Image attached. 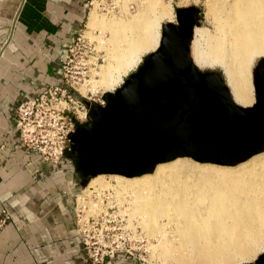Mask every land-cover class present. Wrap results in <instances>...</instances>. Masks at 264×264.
<instances>
[{
    "label": "bare ground",
    "instance_id": "6f19581e",
    "mask_svg": "<svg viewBox=\"0 0 264 264\" xmlns=\"http://www.w3.org/2000/svg\"><path fill=\"white\" fill-rule=\"evenodd\" d=\"M207 1L213 31L197 32L196 59L218 63L235 99L248 105L250 62L254 55H264V0ZM96 2L93 0L89 9ZM135 2L137 8L132 13L124 8V18L103 20L94 8L90 11L89 29L101 23V28L109 31L96 46L105 51V63L97 71L108 84L105 90L121 80L140 53L151 49L155 24L167 12L166 8L158 11L154 0ZM179 157L184 156L157 162L150 172L111 176L120 189L134 195L130 209L139 211V224L153 235L154 224L164 218L169 232L162 237L163 248L180 252V264L252 260L264 248V149L235 164Z\"/></svg>",
    "mask_w": 264,
    "mask_h": 264
},
{
    "label": "water",
    "instance_id": "95a60500",
    "mask_svg": "<svg viewBox=\"0 0 264 264\" xmlns=\"http://www.w3.org/2000/svg\"><path fill=\"white\" fill-rule=\"evenodd\" d=\"M198 11L175 6V20L160 24L157 45L102 91V104L81 97L82 121L66 112L72 130L63 156L81 186L97 173L138 175L177 156L235 164L264 149V55L251 69L253 101L236 103L221 73L192 59ZM240 264H264V251Z\"/></svg>",
    "mask_w": 264,
    "mask_h": 264
},
{
    "label": "crops",
    "instance_id": "0c3cea01",
    "mask_svg": "<svg viewBox=\"0 0 264 264\" xmlns=\"http://www.w3.org/2000/svg\"><path fill=\"white\" fill-rule=\"evenodd\" d=\"M87 0H0V264H90L74 216L81 183L70 163L42 159L20 143L17 102L57 81L65 45ZM122 80V79H121ZM107 264H136L116 253Z\"/></svg>",
    "mask_w": 264,
    "mask_h": 264
},
{
    "label": "built area",
    "instance_id": "2783aa9c",
    "mask_svg": "<svg viewBox=\"0 0 264 264\" xmlns=\"http://www.w3.org/2000/svg\"><path fill=\"white\" fill-rule=\"evenodd\" d=\"M92 1H86L88 9ZM96 1L100 11H107L117 10L121 0ZM89 40L83 30L77 31L65 45L57 81L45 85L33 96L20 99L14 107V127L20 143L36 150L45 161L57 163L64 157L68 133L72 130L66 112L82 121L87 118V108L81 97L103 103L102 89L88 87L90 76L95 77L98 68L94 56L87 58L91 50ZM82 84L86 85L83 95L77 88ZM84 186L74 194V216L90 264H107L117 252L132 254L137 244L142 243L143 236L137 222L133 219L128 223L124 217L125 201L120 199L121 195L112 194L110 187ZM8 217V210L2 207L0 224Z\"/></svg>",
    "mask_w": 264,
    "mask_h": 264
},
{
    "label": "rangeland",
    "instance_id": "374dc122",
    "mask_svg": "<svg viewBox=\"0 0 264 264\" xmlns=\"http://www.w3.org/2000/svg\"><path fill=\"white\" fill-rule=\"evenodd\" d=\"M141 1H143V0H141ZM154 1L156 2L157 6H158L157 8H159L158 11L163 10V8L164 9L166 8L164 11L165 12L167 11V12H166V14L164 16L161 15V17H163V18L160 17L161 19H159L156 22V24H155V27L153 29L154 38H153L152 43H151V49H153L158 43V39H159V35H160V24L162 22L167 21V20H172V21L175 20V17H174V8H175V6H179V5H194L199 10L198 11L199 23H198V25H195L194 28H193V35H192L191 44H190V51H191L190 53H191L192 59L195 62V64L201 69H214V70L219 71L221 73V75L224 77L225 83L227 84V86L229 88V91H230V94H231L233 100L236 103L240 104L235 99L234 94H233V90H232V86L228 82V80H227V78H226V76L224 74V71L221 68V66L218 63L208 64V63L198 62V60L196 59V56H195V52L194 51H196V46H195L194 43L197 40V32L200 31V30L202 31L204 29H208L210 33H212V31H213V26L209 22L210 21V17H209L210 14L207 11V8L209 6L208 1L207 0H154ZM136 4L137 3L135 2V0H121L117 4V6H118L117 10L111 8V9H107V11H100L97 8L98 4L96 2L95 6L92 7L91 10L94 8L93 10L96 13V15L99 18H102L103 20H104V18L105 19L114 20V19H118V18H124V15H125V14H123L124 13L123 12L124 8L129 9L128 11L129 12L131 11V13H132L137 8ZM87 10H88V7H87ZM207 14H209V16ZM97 25H99V26H97ZM95 26H93L92 28L89 29L88 23H87L86 27L84 25H82L81 29H79L78 31L83 30V32H84L83 34H85L90 39L89 40L90 41L89 47H91V50H90V52H88L89 55H87V58H89L90 55L95 57L96 62L98 64V68H96V71H99L100 65L102 63H105V59H104L105 58V51L103 49L104 47L102 48V47H96V46H98L99 39L105 40V38L109 35V31L108 30H104L103 28H101L102 27L101 23H98ZM99 27H100V29H99ZM104 36H105V38H104ZM151 49H149V50H151ZM149 50H147V51H149ZM147 51H144V52H142V53H140L138 55L136 64L140 62L141 57ZM259 56H260L259 54L254 55L252 57L251 62H250V67H249L250 75H249L248 94H249V97L252 100L250 99L249 104L253 101V87H252V73H251V69H252L256 59ZM90 58H92V57H90ZM136 64L131 65L130 68L128 67L126 69V71L121 75V79L124 77V75L126 73L131 71ZM90 77H89L90 78L89 79L90 85L88 87L92 86L91 88L93 90L98 87L99 89H102V91H104L105 88H108L107 82H104V80H103L104 78L101 77V75H99L98 73L96 74L95 77H92V76H90ZM93 78H95V79H93ZM119 82L120 81H118L117 83H119ZM117 83H115L113 86L115 87L117 85ZM104 86H107V87L104 88ZM77 88L81 92V94L83 95L84 92H85L86 85L82 84V85H79ZM112 88L113 87H111L110 90ZM75 93H76V95H80L78 93V91H75ZM184 158L191 159L193 161H197V160H195V159H193V158H191L189 156L179 157L177 159H184ZM258 158H260V156H258ZM173 160H170V161H173ZM197 162H199V163H208V162H201V161H197ZM112 175H113V173H108V174L97 173V174L89 177V179L87 180L86 185L84 187H87L89 185H97L99 188L110 187L111 188L110 192L112 194H114L116 196L121 195L120 199L121 200L123 199L125 201V203L123 204V206H124L123 214H124L125 218L127 217L126 220L129 221V222L128 221L127 222L130 223V221L134 219L137 222V224L139 225V229L141 231V235L143 236L142 243H138L137 244V248H135L133 250L132 254H128V253H123V254L131 257L134 260V263H136V264H180V259H181L180 252H172V253H170L171 250H168V249L164 250V248H163L164 247L163 246L164 241H163L162 237L163 238L166 237V235H167L166 233L169 232V227L166 226L165 219L161 218V219L157 220V222L153 226V228H154V231H153L154 234L153 235L150 234L151 232H147L145 229H143L141 224H139V216H140L139 211H137L135 209L133 211L132 209H130V206H131L130 199L134 198V195H132L129 190H128L129 192H127V191H124V190L120 189L118 184L115 182L114 178L111 177ZM90 182H92V183H90ZM118 188H119V190H118ZM156 228H157V230H156ZM156 232H158V233H156ZM163 232L165 233V235H163L164 234ZM262 251H264V248L258 250L256 252V255H258ZM117 253H122V252H117Z\"/></svg>",
    "mask_w": 264,
    "mask_h": 264
}]
</instances>
